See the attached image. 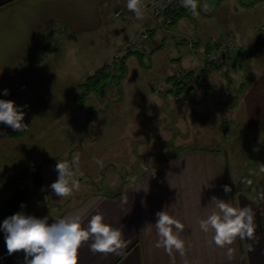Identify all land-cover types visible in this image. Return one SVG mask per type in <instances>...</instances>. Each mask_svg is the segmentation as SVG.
<instances>
[{
    "label": "rangeland",
    "instance_id": "rangeland-1",
    "mask_svg": "<svg viewBox=\"0 0 264 264\" xmlns=\"http://www.w3.org/2000/svg\"><path fill=\"white\" fill-rule=\"evenodd\" d=\"M246 13L243 20L240 15L232 17L241 32L234 42L238 53H221L212 61L220 64L210 75L207 72L201 77L213 88L211 96L203 100L205 86L197 80H188L189 90L177 93L178 105L172 103L171 97L165 100L162 93L170 85L165 76L185 73L184 68L193 65L187 38L195 37L193 19H182L170 29L162 48L155 47L160 37L152 38L151 42L138 41L128 52L140 51L141 60L135 55L127 58L126 76L119 88L109 80L106 88L91 92L81 108L74 105L80 84L102 65L114 73L111 67L117 52L113 54L114 47L118 44L120 50L130 45L133 35L128 36L130 31L118 36L96 32L56 33L48 37L44 45L35 49L30 64L23 65L5 86H0V99L14 101L21 107L25 113L23 122L29 125L26 131L18 132L0 123V204L14 191L27 188V210L23 211L26 215L36 212L28 204L38 201L47 207L56 203L68 208L94 193L110 195V191L123 186V180L130 179L129 172L136 173L145 165L156 167L172 153L190 147L225 149L234 154L243 172H258L264 163V127L259 129L247 123L246 105L241 98L264 63L257 67L254 59L248 62L258 44L255 30L249 32L250 23L259 20L260 15ZM208 21L210 25L204 27L209 33L204 37L215 41V35L211 34L222 27V21L215 18ZM261 28L259 37L264 38V25ZM179 31L184 33L178 34ZM142 33L149 31H139ZM180 38L186 39L176 43ZM198 57L201 59L202 55ZM202 67L203 63L193 69L199 72ZM4 89L8 90L7 95ZM240 101L242 106L238 110ZM76 154H79L80 190L66 198L51 192L49 195V185L58 179L55 165L58 161L71 163ZM47 159L49 165L47 162L40 165L43 181L40 187L36 188L28 176L21 184L16 182L5 189L25 166ZM6 254L5 233L0 229V260L4 264L9 262L10 255Z\"/></svg>",
    "mask_w": 264,
    "mask_h": 264
},
{
    "label": "crops",
    "instance_id": "crops-1",
    "mask_svg": "<svg viewBox=\"0 0 264 264\" xmlns=\"http://www.w3.org/2000/svg\"><path fill=\"white\" fill-rule=\"evenodd\" d=\"M153 1L143 0L145 15L143 19H137L134 12L128 10L127 0H0V86H5L6 81L12 79L23 65L30 64L35 49L44 45L53 34L104 32L118 36L131 31L128 35L130 37L141 30H148L149 41L160 37L161 40L155 47L162 48L166 33L182 19H193L195 31L194 38L187 37L193 40L192 46L189 45L193 50L188 47L189 60L193 65L184 69L197 68L202 65L208 46L222 42L225 35L233 36L236 42L237 35L241 32H238V25L232 17L240 15L243 20L247 17L246 11L260 15L259 20H252L250 23L249 32L252 34L255 30L258 44L248 62L254 59L257 67L263 65L264 38L259 37L258 31L264 25V0H205L197 8L198 15L187 10V14L181 15L171 26H160L159 18L146 14L147 6ZM119 18L122 20H116ZM213 18L222 21V27L211 34L215 35V41L204 37L209 33L204 26L210 25L211 21L208 20ZM198 20H201L199 24ZM180 33L184 32L179 31L178 34ZM185 39L180 38L176 43ZM118 47L116 44L113 54ZM238 51L235 43V49L230 54ZM200 55L201 59L198 57ZM172 75L177 77L180 73L165 76V81L169 80L170 85L164 89L162 96L165 100L171 97L172 103L178 105V95L169 79ZM195 76L196 74L191 80L201 82L207 91L203 100L209 98L213 88L209 82L204 83ZM243 76L244 74L240 78L238 76L239 80ZM253 79L255 82H251L246 88L241 101L244 100L242 103L246 105L247 123L261 129L264 127V68L257 70ZM241 101L238 110L242 106ZM49 162L46 164L49 165ZM260 169L258 172H243L234 154L225 149L190 147L172 153L156 167L145 165L136 173L129 172L130 179L125 182L123 180V186L110 191V195L96 193L82 197L68 208L56 203L47 207L40 201L28 206L33 208V212L36 210L32 215L38 218L47 216L49 224L54 220L80 214L83 225L86 226L92 215L101 214L105 223L121 229L123 238L129 241L128 247L119 255L93 254L89 250L91 241H88L78 250V264H264V198H261V194H264V172ZM153 171L154 176L151 175ZM247 180L252 183H246ZM224 185H229L232 191L226 194ZM50 192L54 193L49 185V195ZM113 192L120 194L114 195ZM125 196L127 202L124 201ZM213 196L233 207H251L255 213V239H237L232 246L235 256L231 261L224 254L226 249L218 248L215 244L208 245L212 233L205 234L199 228L198 221L217 210L216 202L211 201ZM60 208L63 209L59 210ZM158 211H165L185 225L180 238L186 242V247L191 245L187 248L185 257L174 252L173 261L163 248L155 247L159 239L155 228ZM250 243L254 246L252 252L248 251ZM24 256L23 251L16 252L10 255L8 264H24ZM0 264H4L3 260H0Z\"/></svg>",
    "mask_w": 264,
    "mask_h": 264
},
{
    "label": "clouds",
    "instance_id": "clouds-1",
    "mask_svg": "<svg viewBox=\"0 0 264 264\" xmlns=\"http://www.w3.org/2000/svg\"><path fill=\"white\" fill-rule=\"evenodd\" d=\"M182 6L191 10L193 15H198V0H182ZM204 7L207 8V5ZM127 8L134 12L137 19L144 18L143 0H127ZM4 94H8L7 89H4ZM24 116V111L14 101L0 99V123L12 128L13 131L23 132L29 127L23 122ZM78 165L79 154L73 157L71 163L57 162L55 170L58 179L50 185L56 196L66 198L80 190V181L77 178ZM260 171L264 172V168ZM151 175L154 176L155 171L151 172ZM246 183L252 182L247 180ZM223 190L226 194L232 191L229 185H224ZM261 198H264V194H261ZM124 201L127 202V196L124 197ZM211 201L216 202L217 210L207 218L200 219L199 228L205 234L212 233L208 245L215 244L218 248L226 249L224 254L231 261L235 256V249L232 246L237 239L249 241L255 239V213L251 207H233L215 196ZM156 216L158 220L155 228L159 239L155 247L163 248L173 261L174 252L182 258L185 257L187 248L191 247V245L186 247V242L180 238L185 225L165 211H158ZM0 229L5 233L8 255L23 251L24 264H78V250L88 241H91L89 250L93 254L119 255L129 244V241L123 238L121 229L105 223L101 214L92 215L84 226L80 214L54 220L49 224L47 216L38 218L18 212L4 219ZM248 251H254L251 243L248 245Z\"/></svg>",
    "mask_w": 264,
    "mask_h": 264
},
{
    "label": "trees",
    "instance_id": "trees-1",
    "mask_svg": "<svg viewBox=\"0 0 264 264\" xmlns=\"http://www.w3.org/2000/svg\"><path fill=\"white\" fill-rule=\"evenodd\" d=\"M174 13H175L174 10L167 13L170 16L173 14V17H175L174 19L171 18V23L168 24L167 26L173 25L174 21L177 18H179L181 15H186L187 10L182 9L176 14ZM138 33L133 34V36ZM148 35L149 36H147V39L144 41L150 40V32ZM227 36L231 37L232 39V43L228 46V52L231 53V51L235 49V43H234L235 41H234L233 36L231 35H227ZM190 41L193 42V40L188 39V42ZM224 41L218 44L210 45L207 47L206 50L209 51L210 49H213V48L219 49L222 45H224L223 44ZM119 48L116 54L120 52ZM154 48H152L150 51H153ZM130 55H135L138 60H141L142 53L140 51L135 50V51H130V52L127 51L126 53L121 54L120 57L117 59L118 61L115 60L116 62L113 61V63H111V67L115 70L114 73L110 72L109 70H106V67H105L106 65L105 66L102 65L99 68H97L92 74L88 75L85 78V80L80 84V91L74 96V105L79 108L83 107L85 105V102L89 94L91 92H99L102 89L106 88L109 80L110 82H114V84L119 88V84L121 80H123V78L126 76V72H127L126 60ZM218 65L219 63H216V62L213 63L212 61H208L207 59H204V56H203V67L201 70H199V72H197L194 69H190V70H187L185 73H180V75H178L177 77L176 75L170 76L169 79L170 81H172L171 83H173V87H174L173 89L176 90V94L184 90H189L188 80H191V78L195 74H196L195 77L201 80L202 79L201 77L205 73L212 71ZM48 161L49 160H44L36 165L25 166L23 171H21V173L17 174L11 181L8 182V184L5 186V189H9L12 185L16 184V182L18 184H21L24 181V179L27 178L28 176L30 177L31 182L33 183V185L36 186V188L40 187L41 185L40 183L43 182L42 176L40 173V165L44 166L45 162H48ZM27 193H28L27 188L19 189L18 191L16 190L11 194V196L7 200H5L2 204H0V220L1 221H3L7 217L15 213L26 211L27 201L25 199H27L28 197ZM113 193L114 195L120 194V192L119 193L113 192ZM22 204L24 205L23 208L21 207Z\"/></svg>",
    "mask_w": 264,
    "mask_h": 264
},
{
    "label": "built area",
    "instance_id": "built-area-1",
    "mask_svg": "<svg viewBox=\"0 0 264 264\" xmlns=\"http://www.w3.org/2000/svg\"><path fill=\"white\" fill-rule=\"evenodd\" d=\"M203 0H198V6L202 4ZM182 9L189 10L182 6V0H154L151 2L146 8V14L151 16L152 18H159L160 26L168 25L171 23V18H173V14L170 16L167 13L174 10V14L179 12ZM117 15V14H116ZM148 34H136L133 36L131 44L128 46H122L120 52L114 56V60H117L121 54L126 53L129 49L135 47L138 41H144L147 39ZM132 38V37H131ZM140 38V39H139ZM134 42V43H133ZM192 41L189 42V45L192 46ZM232 43L231 37L227 36L224 45H222L219 49H210L204 54V59L208 61H214L218 59L220 54L223 53L224 55L228 52V46ZM135 45V46H134Z\"/></svg>",
    "mask_w": 264,
    "mask_h": 264
}]
</instances>
